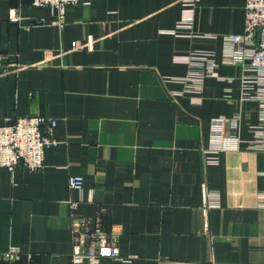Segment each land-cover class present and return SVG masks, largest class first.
Masks as SVG:
<instances>
[{
    "label": "crops",
    "instance_id": "crops-1",
    "mask_svg": "<svg viewBox=\"0 0 264 264\" xmlns=\"http://www.w3.org/2000/svg\"><path fill=\"white\" fill-rule=\"evenodd\" d=\"M244 6L81 0L59 27L49 7L0 0L18 68L0 71V125L56 121L41 170L0 167V263L70 264L72 219L88 217L118 237L120 259L97 264H264L262 87L226 55ZM215 119L227 148L208 152Z\"/></svg>",
    "mask_w": 264,
    "mask_h": 264
},
{
    "label": "built area",
    "instance_id": "built-area-1",
    "mask_svg": "<svg viewBox=\"0 0 264 264\" xmlns=\"http://www.w3.org/2000/svg\"><path fill=\"white\" fill-rule=\"evenodd\" d=\"M32 5L46 6L52 11L55 22L63 26L64 13L68 7L75 6L81 0H29ZM183 6L193 7L196 0H178ZM191 9H188L190 11ZM244 31L240 35L227 37L230 49L226 52L230 63L248 62L253 72V80L261 85L258 97L263 102L264 111V0H245ZM9 20L12 23L21 21V16L14 9L9 11ZM75 49V45L73 46ZM204 60L202 56L184 55L178 60ZM211 62V61H210ZM212 63V62H211ZM18 68L9 65L8 57L0 50V71L8 73ZM211 68L208 67V70ZM252 81H246L250 85ZM248 92V91H247ZM249 93V92H248ZM237 118L229 122L233 129L237 127ZM225 119H215L211 122V149L208 152H218L227 148L223 146L225 140L222 130ZM56 126L55 119L23 116L14 122L0 125V167L13 171L16 167H23L29 172H37L44 166L45 148L56 144L51 133ZM70 189L81 191L83 178L71 175L67 179ZM207 197V196H206ZM72 252L70 264H97L102 258L120 259L117 234L110 230L105 231L100 224L88 217H74L71 226ZM18 253L13 251L3 255L0 264H17Z\"/></svg>",
    "mask_w": 264,
    "mask_h": 264
}]
</instances>
